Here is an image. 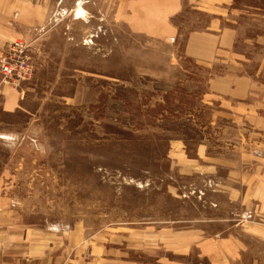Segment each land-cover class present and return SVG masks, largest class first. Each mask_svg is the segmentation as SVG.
Here are the masks:
<instances>
[{
  "label": "rangeland",
  "instance_id": "1",
  "mask_svg": "<svg viewBox=\"0 0 264 264\" xmlns=\"http://www.w3.org/2000/svg\"><path fill=\"white\" fill-rule=\"evenodd\" d=\"M254 2L264 5L236 0ZM7 4L0 55L24 40L32 73L17 81L0 73V106L3 88L22 99L0 111L1 201L41 233L101 234L144 260V239L189 216L185 203L198 191L169 150L182 142L192 159L229 121L203 96L206 66L128 33L111 0ZM244 213L236 222H264Z\"/></svg>",
  "mask_w": 264,
  "mask_h": 264
},
{
  "label": "crops",
  "instance_id": "2",
  "mask_svg": "<svg viewBox=\"0 0 264 264\" xmlns=\"http://www.w3.org/2000/svg\"><path fill=\"white\" fill-rule=\"evenodd\" d=\"M111 2L112 18L128 33L157 42L154 46L171 55L178 50L183 59L207 68L203 96L218 102L220 114L229 120L220 126L213 144L217 149L198 143L192 159L186 158L182 142L169 150L177 154L176 172L191 177L202 201L194 194L185 203L189 216L176 218L169 229L159 228L148 243L144 239L147 257L141 261L101 234L41 233L0 199V264H264V222H236L244 212L264 215V5L240 6L236 0ZM7 3L0 0V41L12 12ZM167 60L181 67L177 58ZM3 90L0 111L18 108L22 99Z\"/></svg>",
  "mask_w": 264,
  "mask_h": 264
},
{
  "label": "built area",
  "instance_id": "3",
  "mask_svg": "<svg viewBox=\"0 0 264 264\" xmlns=\"http://www.w3.org/2000/svg\"><path fill=\"white\" fill-rule=\"evenodd\" d=\"M0 73L4 80L17 81L29 77L32 73L27 43L19 38L13 39L5 53L0 55ZM243 220H252L255 215L244 213Z\"/></svg>",
  "mask_w": 264,
  "mask_h": 264
},
{
  "label": "bare ground",
  "instance_id": "4",
  "mask_svg": "<svg viewBox=\"0 0 264 264\" xmlns=\"http://www.w3.org/2000/svg\"><path fill=\"white\" fill-rule=\"evenodd\" d=\"M82 11V10H81ZM20 39V38H19ZM172 39V38H171Z\"/></svg>",
  "mask_w": 264,
  "mask_h": 264
}]
</instances>
